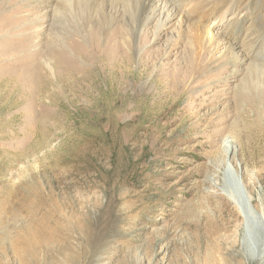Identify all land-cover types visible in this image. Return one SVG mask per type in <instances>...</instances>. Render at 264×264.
Masks as SVG:
<instances>
[{
  "label": "rangeland",
  "instance_id": "obj_1",
  "mask_svg": "<svg viewBox=\"0 0 264 264\" xmlns=\"http://www.w3.org/2000/svg\"><path fill=\"white\" fill-rule=\"evenodd\" d=\"M147 1L0 0V264H264V0Z\"/></svg>",
  "mask_w": 264,
  "mask_h": 264
},
{
  "label": "bare ground",
  "instance_id": "obj_2",
  "mask_svg": "<svg viewBox=\"0 0 264 264\" xmlns=\"http://www.w3.org/2000/svg\"><path fill=\"white\" fill-rule=\"evenodd\" d=\"M65 1H68V0H65ZM152 1L153 0H148L146 2V5L142 6L143 7V13H146L149 10V8H150L149 3ZM49 2H51V0H49ZM153 6L156 7V5H153ZM165 6H166V4H164V7ZM144 16H145V14H144ZM149 17H150V15H149ZM169 18H171V17L169 16ZM164 20H166V19H164ZM159 27H161V26H159ZM116 36H113V37L117 38ZM159 75H160V73H159ZM222 149L225 151L226 156H230L232 154H235L238 151L237 150L238 148H236V145H234L233 143H231L227 140L223 141V148ZM227 168H230V167H227ZM221 171H222L223 178L221 179L222 183H221V186L219 189L221 190L222 194L224 196H226V198H228V200L237 208L240 215L243 217V223H242L243 226L242 227L244 229V232H243V236H242V245H243V247H245L249 251H251L252 256L261 257L264 255V224L262 223V220H261V219H264V216L260 215L261 216L260 217L261 219H260L249 208L247 202L245 201V197H244L243 193L241 192L240 189H238L239 187L237 188V186L234 185V182H232V176L229 174V172H228L229 170L227 171L224 169V171H223V169H221Z\"/></svg>",
  "mask_w": 264,
  "mask_h": 264
}]
</instances>
